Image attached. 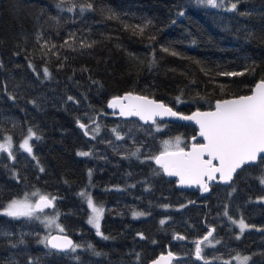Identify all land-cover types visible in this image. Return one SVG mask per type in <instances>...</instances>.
Returning <instances> with one entry per match:
<instances>
[{
    "label": "trees",
    "instance_id": "16d2710c",
    "mask_svg": "<svg viewBox=\"0 0 264 264\" xmlns=\"http://www.w3.org/2000/svg\"><path fill=\"white\" fill-rule=\"evenodd\" d=\"M258 80L264 0H0V139L11 138V156L0 151V264H147L167 247L181 255L171 264H264V162L206 194L179 189L153 159L169 141L187 146L196 127L106 107L132 91L189 112ZM29 129L40 137L31 154L20 147ZM39 196L53 206L5 214L12 200ZM89 198L103 209L102 235L88 222ZM43 214L75 251L46 245L60 230Z\"/></svg>",
    "mask_w": 264,
    "mask_h": 264
},
{
    "label": "snow or ice",
    "instance_id": "6c2138e0",
    "mask_svg": "<svg viewBox=\"0 0 264 264\" xmlns=\"http://www.w3.org/2000/svg\"><path fill=\"white\" fill-rule=\"evenodd\" d=\"M200 2H205V0H200ZM206 2L209 5L216 6L215 0H206ZM235 7L236 5L233 4L232 8L235 9ZM44 72L45 75L48 74L47 69ZM229 75H236V73H230ZM123 99L136 100L138 103L125 106L120 104V98L114 99L110 107L119 106L121 115H136L146 120H154L156 116L177 115L164 104L143 97L129 95ZM180 118L195 120L200 126L199 135L206 141L203 144L193 145L190 152L180 149L177 152H165L162 156L156 158V162L161 165L167 175L178 176L181 184H198L203 191H208L205 178L213 180L218 173L221 180L229 181L232 179L233 173L242 166L256 162L258 158L261 162H264V155H261L264 154V81L256 85L252 95L217 102L216 110L212 112H197L193 116ZM80 127L84 128L85 125L81 124ZM34 137L36 139L40 138L36 136L32 129H29L27 138L20 145L29 154L32 153L29 141ZM7 140V145L0 144V151H7L11 156L9 151L11 138L9 137ZM79 155L87 156L89 153H79ZM205 155L208 159L204 158ZM213 161H218V164H214ZM41 171H43L42 168ZM261 183H264V180H261ZM81 195L83 196L85 193H81ZM54 199L41 196L35 206L28 203L27 197L25 200H13L8 204L5 214L14 218L31 217L36 209L53 206ZM88 205L93 211V216L90 217L88 222L97 228L98 235H102L99 232V220L103 209L97 208L90 198L88 199ZM134 215H141V213H134ZM49 223H55V221L52 220ZM161 223H164V221H161ZM239 226L242 232L247 227L243 221H240ZM60 231L62 232L63 229L60 228ZM211 236L212 231H209L204 240H208ZM103 238L108 239V237ZM48 243L53 249H71L75 251L76 248L72 241L66 238L53 237ZM201 251L200 243H197V257L200 256ZM237 259L240 260V264H247L249 257H243L242 259L237 257Z\"/></svg>",
    "mask_w": 264,
    "mask_h": 264
},
{
    "label": "water",
    "instance_id": "95a60500",
    "mask_svg": "<svg viewBox=\"0 0 264 264\" xmlns=\"http://www.w3.org/2000/svg\"><path fill=\"white\" fill-rule=\"evenodd\" d=\"M261 81H264V80H258V81H256L255 84L253 85L251 91L249 93H247V94H242V95H238V96H230V97H226V98L216 99L213 102V106L212 107H209V108H194V109L190 110L189 112L179 111L176 108H174L173 106L165 103L163 100L157 99V98H155L153 96H149L147 94H143V93H139V92H132V91H125V92H123L121 94L111 96L107 100V102H106V107L110 111L114 112L119 117H122V118H134V119H137L139 122H141L143 124H151L154 121H156L158 119H161V120L179 121V122L190 123V124L194 125L196 127V133L193 136L190 137V139H189L190 141H189V143H188L187 146L180 147V148H176V149L161 150V151H159L154 156V159L153 160H154V163L162 169V172L164 173V175L166 177L174 179L175 186L177 188H179V189H186V190L199 189V191L201 192V194H206V193L209 192V189H210V185L211 184H214V183H219V184H222V185H228V184H230L232 182V180L234 179V176L236 175L237 171L239 169H241L243 166L241 168L237 169L235 173H233L232 179L229 180V181H223V180H221L219 178V174L218 173L216 174V178L213 179V180H207V178H205V183L208 186V191H203V189L201 188V186L198 185V184H194V183L193 184H188V183L181 184L180 183V178L178 176H169V175H167V173L164 171V169L161 167V165L156 162V158L162 156V154H164L165 152H177L180 149H183L185 152H190L192 150L193 145H198V144L206 143L205 139L202 136L199 135V132H200V126H199V124L196 123L195 120H186V119H181L180 117L193 116L197 112H199V113L212 112V111H215L216 110V104H217V102H222V101H225V100H233V99H238L241 96L252 95L253 92H254V90H255L256 85L258 83H260ZM129 95H131L132 97H143V98H146L147 100L155 101L156 103H162L166 107L171 108L173 112L177 113V115L176 116H163V117L156 116L154 118V120L153 119H147L146 120V119H141L140 116H136V115H121V108L119 106H117V107H110L111 102L114 99H116V98H120V104L125 105V106H127L129 104H136V103H138V101H136V100H131L130 101V100H127V99H123L124 97L129 96ZM261 155H264V154H261ZM204 158L205 159H208L207 155H205ZM256 162H252V163H249V164H254ZM213 163L214 164H218V161H213ZM40 197L41 196H39L36 199L34 206L39 202ZM45 208H50V207H45ZM42 209H44V208H42ZM36 210H41V209H36ZM209 231H212L213 232V227H209L208 231L201 238H199L197 240V243H201L202 241H204V237L207 236V234H208ZM53 237L66 238L68 240H71L72 241V244H74V239H73V237L70 234L65 233V232H61V231H53V232L49 233L46 236V239H45L46 245L49 248H51V249H53V248L48 243V241L51 240ZM173 239H176V236H174ZM57 242H60V241H57ZM54 250H57V251H66V250H60V249H54ZM180 256L181 255L176 254L175 252H173L172 250H170L167 247L165 251L159 252L155 257H153L152 259H150L147 264H171L174 259H178ZM194 257L196 259L199 258L196 255V249H195Z\"/></svg>",
    "mask_w": 264,
    "mask_h": 264
},
{
    "label": "rangeland",
    "instance_id": "374dc122",
    "mask_svg": "<svg viewBox=\"0 0 264 264\" xmlns=\"http://www.w3.org/2000/svg\"><path fill=\"white\" fill-rule=\"evenodd\" d=\"M206 1V0H205ZM215 3H216V0H215ZM25 138H27V137H25ZM24 138V139H25ZM24 139L21 141V144L23 143V141H24ZM176 142H178V140H173V141H169L167 144H166V146H165V148L163 149V150H166V149H176V147H174L175 145H176ZM30 143V142H29ZM0 144H5V145H7L8 144V140H7V138H5V139H0ZM31 146V145H30ZM36 198V197H35ZM33 199V200H31L29 197L27 198V201H28V203H30V204H32L33 206H34V204H35V200L36 199ZM15 200H25V198H21V199H15ZM13 201V200H12ZM11 201V202H12ZM10 202V203H11ZM8 206V205H7ZM97 207V206H96ZM7 208V207H6ZM6 208L4 209V211L6 210ZM98 208V207H97ZM36 213V211H34L33 212V215ZM93 216V211H92V208L90 207V216H89V219H90V217H92ZM41 219L45 222V225L48 227V228H51V229H57V230H60V228H62L61 227V225H60V223L58 222V220H57V218L56 217H54V216H51V215H47V214H43L42 216H41ZM52 220H54L55 221V223H49V221H52ZM239 223H240V221H238L237 222V224H238V226H239ZM244 224H246V223H244ZM57 225H59V227H57ZM92 226H94L93 224H91ZM247 225V224H246ZM95 227V226H94ZM240 227V226H239ZM247 227H248V225H247ZM246 227V228H247ZM237 257H239V258H243V257H240V256H236V257H234L235 258V260L236 261H238V262H240V260L239 259H237Z\"/></svg>",
    "mask_w": 264,
    "mask_h": 264
}]
</instances>
